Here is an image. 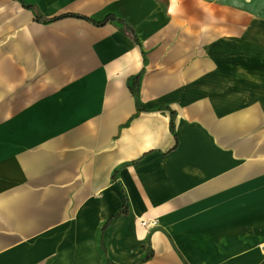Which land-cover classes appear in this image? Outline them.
Instances as JSON below:
<instances>
[{
    "label": "crops",
    "instance_id": "0c3cea01",
    "mask_svg": "<svg viewBox=\"0 0 264 264\" xmlns=\"http://www.w3.org/2000/svg\"><path fill=\"white\" fill-rule=\"evenodd\" d=\"M0 264H264V0H0Z\"/></svg>",
    "mask_w": 264,
    "mask_h": 264
},
{
    "label": "trees",
    "instance_id": "16d2710c",
    "mask_svg": "<svg viewBox=\"0 0 264 264\" xmlns=\"http://www.w3.org/2000/svg\"><path fill=\"white\" fill-rule=\"evenodd\" d=\"M25 8H29L30 10H32L33 15H34V21L39 22V23H50V22H55L57 20H60L62 18H66V17H76V18H82V19H86L91 21L93 24L97 25V26H103L109 22H116L117 24H119L121 31L126 34L127 36H129L135 43L139 44L137 36L135 35V32L133 31V29L128 26L122 19L114 16V15H107L102 21L100 22H95L90 20L89 18L86 17H81L78 15H65V16H60V17H56V18H52V19H43L38 13L37 11L31 7V6H25L23 5ZM141 76H142V72H140L139 74L131 77L128 80V88L129 91L131 92V94L135 97L136 99V113L135 115L139 114L140 112L144 111L143 107L141 106V104L138 101V93H139V85H140V81H141ZM171 115V121H170V131L174 137V139H176V134L174 131V124H173V116H174V112H170ZM115 176V173H113V176ZM128 212V200L126 198V196H124V201H123V205L121 207V209L113 216L111 217L102 227V230H104L108 225H110L111 223H113L119 216L122 215H126ZM151 253H146L144 259H148L151 257Z\"/></svg>",
    "mask_w": 264,
    "mask_h": 264
},
{
    "label": "built area",
    "instance_id": "2783aa9c",
    "mask_svg": "<svg viewBox=\"0 0 264 264\" xmlns=\"http://www.w3.org/2000/svg\"><path fill=\"white\" fill-rule=\"evenodd\" d=\"M141 225L146 228H154L157 226V221L155 219L148 220V221H141Z\"/></svg>",
    "mask_w": 264,
    "mask_h": 264
}]
</instances>
